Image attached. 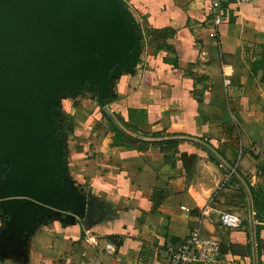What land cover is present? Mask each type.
<instances>
[{"label":"crops","instance_id":"obj_1","mask_svg":"<svg viewBox=\"0 0 264 264\" xmlns=\"http://www.w3.org/2000/svg\"><path fill=\"white\" fill-rule=\"evenodd\" d=\"M125 1L142 37L137 66L115 74L104 107L89 91L60 97L74 129L61 125L66 175L83 210H53L15 243L0 205V264H167L199 221L230 264H264L254 208L264 203V0L224 4L218 27L210 0ZM206 206L242 225L221 226Z\"/></svg>","mask_w":264,"mask_h":264},{"label":"water","instance_id":"obj_2","mask_svg":"<svg viewBox=\"0 0 264 264\" xmlns=\"http://www.w3.org/2000/svg\"><path fill=\"white\" fill-rule=\"evenodd\" d=\"M141 45L125 0H0V205L15 243L53 210H83L66 175L60 97L89 91L104 107ZM94 208L90 196L88 216Z\"/></svg>","mask_w":264,"mask_h":264},{"label":"built area","instance_id":"obj_3","mask_svg":"<svg viewBox=\"0 0 264 264\" xmlns=\"http://www.w3.org/2000/svg\"><path fill=\"white\" fill-rule=\"evenodd\" d=\"M254 0H210V19L215 27L221 24V13L226 3L242 5ZM230 81L225 79V85ZM215 211L218 223L227 228H238L242 225V219L231 212L213 210L206 206L204 216H211ZM222 240L215 235L207 236L203 231L202 221H199L184 238V240L171 248L168 253L167 264H230L222 251ZM111 246L108 245V250ZM110 251V250H109Z\"/></svg>","mask_w":264,"mask_h":264},{"label":"trees","instance_id":"obj_4","mask_svg":"<svg viewBox=\"0 0 264 264\" xmlns=\"http://www.w3.org/2000/svg\"><path fill=\"white\" fill-rule=\"evenodd\" d=\"M148 34H149L150 40L156 39L155 37H157V39H160V40L163 39V38H165V37L167 38V35L165 33L164 34L166 36L164 34H162V33H156V32H149ZM109 102H110V98L108 97V98L105 99V103H109ZM63 118H65V121L67 123L64 126V131L66 132L67 135H73L74 134V129L72 127V121H70V119H68L69 117L66 116V115H63ZM109 119H112V117L110 116ZM111 124H112V129L115 132V141H117V142L118 141H122L123 138L127 137L125 135V133L123 131H121L119 129V127L114 122H112ZM168 143H170L172 145H177L178 144V141L171 140ZM254 208L256 210V216H255V218L257 219L258 216H259V213L258 212L264 211V203H260V202H258V201L255 200V202H254ZM222 251L224 253V250H222Z\"/></svg>","mask_w":264,"mask_h":264},{"label":"rangeland","instance_id":"obj_5","mask_svg":"<svg viewBox=\"0 0 264 264\" xmlns=\"http://www.w3.org/2000/svg\"><path fill=\"white\" fill-rule=\"evenodd\" d=\"M62 119V120H61ZM61 121H60V132H63L62 131V126H65L67 123H66V121H65V118H63V115H61ZM68 119H70V121H71V118L69 117ZM62 125V126H61ZM75 190V192H77L78 191V189L77 188H75L74 189ZM236 206V205H235Z\"/></svg>","mask_w":264,"mask_h":264}]
</instances>
